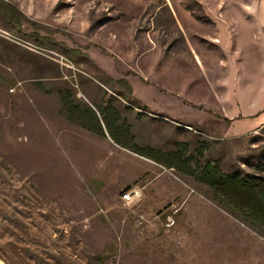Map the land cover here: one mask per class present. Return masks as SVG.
Masks as SVG:
<instances>
[{"label":"rangeland","instance_id":"rangeland-1","mask_svg":"<svg viewBox=\"0 0 264 264\" xmlns=\"http://www.w3.org/2000/svg\"><path fill=\"white\" fill-rule=\"evenodd\" d=\"M5 1L34 26L17 41L0 20V264H264V226L178 168L70 121L64 106L68 91L97 111L120 93L109 79L130 73L158 95L149 106L112 99L138 145L173 152L186 144L196 156L205 144L201 164L260 173L264 0ZM188 16L203 25L200 33L187 25V43L180 22ZM33 29L48 38L43 46L74 59L81 96L54 56L30 48ZM195 51L202 72L182 69ZM165 82L192 101L211 103L214 92L228 118L183 122L197 111L164 101ZM135 188L141 198L125 201ZM171 208L178 212L167 226Z\"/></svg>","mask_w":264,"mask_h":264},{"label":"trees","instance_id":"trees-1","mask_svg":"<svg viewBox=\"0 0 264 264\" xmlns=\"http://www.w3.org/2000/svg\"><path fill=\"white\" fill-rule=\"evenodd\" d=\"M0 20L16 36L23 33L26 26H34V23L17 5L5 0H0ZM30 36L34 42L40 45H43L46 39L48 40L35 29L30 33ZM112 81L109 79V82ZM115 82L120 89L128 94L132 93L131 86L126 79H119ZM70 95L71 93L67 91L64 96L65 112L70 121L79 123L101 137L109 136L117 145L156 163L164 164L167 169L178 168L211 188L216 196L225 198L245 218L264 226V164L259 167L260 173L252 174L241 171L225 173L216 162L207 161L201 164L197 160L198 157L205 156L207 152L205 144L196 150V156L187 154L186 144H182L183 148L173 152H164L160 148L150 146H140L135 141L130 126L125 120H122L121 114L111 98L106 101V106H100L96 111L90 106L82 107L75 104Z\"/></svg>","mask_w":264,"mask_h":264},{"label":"crops","instance_id":"crops-1","mask_svg":"<svg viewBox=\"0 0 264 264\" xmlns=\"http://www.w3.org/2000/svg\"><path fill=\"white\" fill-rule=\"evenodd\" d=\"M218 11H219V9H218ZM24 13L26 14V12H24ZM214 13H215V11H214ZM184 21H185V23H184ZM184 21L180 22V27H181L182 33L184 34L185 42L188 43L189 35H191V32H190V29H192L191 26H195V28H196L195 31H194L195 33H200L201 31H198V29H199L198 26L203 25V23L201 21H199L198 19L192 17V16H190V17L188 16L186 19H184ZM209 24H210V34H211L212 40L219 41L218 35H214V33H213L214 28H216L215 23L212 20H210ZM187 25L190 27V29H188ZM132 57H134V56H132ZM119 59L121 60V63L124 64L123 59L120 56H119ZM166 60L167 59H165V61ZM182 61L183 60H181V62ZM185 61H186V65L187 66L184 67L182 65L183 64V62H182L181 66H180L182 69L191 68L189 66H197L202 72V69H203L202 68L203 67L202 56L198 55V53H196V51H195V53H192V52L189 53L188 56H187V59ZM170 63H172L171 62V58H170ZM128 76H130V73H126L125 77H122V78H118V79L110 78V79L113 80L110 83L115 85L116 88L118 90H120V93L118 95L117 94H113L114 96L112 97V99L113 98L123 99L121 97L125 96L126 99L128 98L127 100H129L130 97H133V99L136 98L139 102H141V104L146 105V106H149V103L150 104L151 103L156 104V97L158 96L157 93L155 91H153V90H149V87H147L146 85H143V84H140L138 82L132 81L131 79L128 78ZM119 79H126L129 82V84L131 86V89H132V93L131 94H128L127 92H125L124 90L119 88V85L115 82V81H117ZM184 86H185V88L187 87L186 84ZM103 88L107 91V89L104 86H103ZM208 88H209L210 92H213L211 90V86L208 85ZM164 90H165L164 101H166V99H170L172 101L173 105L177 106V109L180 110L181 113H184L185 111L187 112L188 109L197 111V114H196L195 117H190V118L184 117V118H181L183 120V122L184 121L185 122H192V123H195V124L196 123H203L204 122L203 119L205 117V113H207L208 115H210L212 117H214V116H217V117L218 116H222L223 118H228L226 112H224V109H220V106H221L220 100H219L218 96L214 92L211 94L212 95L211 103H209V102L205 103L204 101H201V100H199V101L190 100L188 98L187 93L179 92L177 90V86H174V85L172 86L171 83L167 84L165 82ZM155 106H157V105H155ZM164 106H166L165 102H164ZM164 110H165V108H164ZM182 110H183V112H182ZM166 111H167V109L165 110V112ZM219 112H221L222 115H218ZM170 120L177 121L176 119H172V118H170Z\"/></svg>","mask_w":264,"mask_h":264},{"label":"built area","instance_id":"built-area-1","mask_svg":"<svg viewBox=\"0 0 264 264\" xmlns=\"http://www.w3.org/2000/svg\"><path fill=\"white\" fill-rule=\"evenodd\" d=\"M11 37L14 40L20 41L21 39L18 38L15 35H11ZM22 41V40H21ZM30 48L36 52L40 53H49L50 55L54 56V58L61 64L62 67L65 68L67 71L66 79L70 83V85L75 89V91L78 93V96H81V85H80V70L77 67L74 59L68 55L65 54H58L56 52H53L49 50L47 47L40 45L36 42L30 43L29 44ZM48 54V55H49ZM167 169V168H166ZM170 170V169H169ZM174 170V169H171ZM142 189H132L122 195V198L125 201H132L134 199H139L141 198V193ZM172 209V208H171ZM171 214L167 215L166 222L167 226H172L174 222V215L178 212V209H172Z\"/></svg>","mask_w":264,"mask_h":264}]
</instances>
